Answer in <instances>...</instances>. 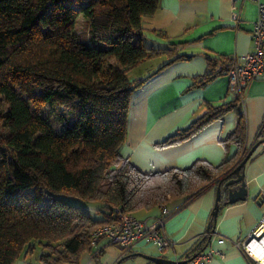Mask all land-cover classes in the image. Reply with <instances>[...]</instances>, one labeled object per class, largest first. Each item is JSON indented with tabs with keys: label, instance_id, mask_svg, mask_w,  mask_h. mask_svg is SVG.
I'll use <instances>...</instances> for the list:
<instances>
[{
	"label": "trees",
	"instance_id": "16d2710c",
	"mask_svg": "<svg viewBox=\"0 0 264 264\" xmlns=\"http://www.w3.org/2000/svg\"><path fill=\"white\" fill-rule=\"evenodd\" d=\"M159 1L0 0V96L7 104L0 109V264L37 246L43 264L77 263L90 249L91 232L116 218L115 208L133 214L195 196L246 155V121L237 100L208 105L157 144L188 139L234 110L235 126L220 142L235 143L238 153L218 165L197 159L186 168L146 173L120 155L132 92L147 78L131 82L126 74L167 53L147 46L143 36L142 17L153 14ZM79 15L82 37L75 28ZM216 63L207 57V71L192 86L221 72ZM68 197L102 201L103 218ZM207 242L208 235L197 241Z\"/></svg>",
	"mask_w": 264,
	"mask_h": 264
},
{
	"label": "crops",
	"instance_id": "0c3cea01",
	"mask_svg": "<svg viewBox=\"0 0 264 264\" xmlns=\"http://www.w3.org/2000/svg\"><path fill=\"white\" fill-rule=\"evenodd\" d=\"M260 4L264 0H160L153 14L142 17L146 45L155 50L167 49V53L141 62L126 74L131 82L147 78L132 92L126 138L119 146L122 157L148 173L171 167L186 168L197 159L218 165L236 156L235 143L224 147L220 142L235 126L234 110L188 139L157 145L188 127L208 105L235 100L246 121L245 145L250 148L256 142L258 131L264 125V74L251 81L240 94L230 85L224 69L232 57L253 50L251 32ZM171 54L185 57L172 60ZM207 57L217 61L214 70L221 69V72L203 86H192L193 80L207 71ZM242 172L246 198L221 204L209 228L215 185L166 205L171 213L164 222V230L174 241L169 251L160 253L144 241L122 250L101 239L83 251L77 263L66 264H155L144 255L184 260L210 249H220L222 255L214 254L204 264H264V258L257 263L240 247L264 220V141L246 161ZM90 203L103 205L102 201ZM87 204L85 208L91 213L94 207ZM97 210V219L103 218V209ZM159 212L160 208L154 207L133 214L146 218ZM212 225L210 239L208 236V242L199 245L197 241L210 233ZM220 238L224 239L223 243L218 242ZM40 251L37 246L31 253L22 252L12 264H43L39 260Z\"/></svg>",
	"mask_w": 264,
	"mask_h": 264
},
{
	"label": "built area",
	"instance_id": "2783aa9c",
	"mask_svg": "<svg viewBox=\"0 0 264 264\" xmlns=\"http://www.w3.org/2000/svg\"><path fill=\"white\" fill-rule=\"evenodd\" d=\"M233 18L236 19L235 14ZM251 37L253 50L232 57L226 70L230 85L240 94L251 81L264 74V4L258 6V16L254 22ZM115 212L116 218L113 221L100 225L91 232L90 247L97 245L101 239H105L107 244L116 245L122 250L132 248L139 241L151 243L160 253L172 249L174 241L164 230V222L171 213L167 206L160 207L159 214L146 218L123 213L118 208H115ZM262 226H264V220L240 246L243 252L255 258L257 263H261L262 259L255 255V251L258 249L264 251V231L258 233V229ZM223 241V238L218 239L219 243ZM214 254L222 255V252L220 249L201 251L184 260L175 259V264H204Z\"/></svg>",
	"mask_w": 264,
	"mask_h": 264
},
{
	"label": "water",
	"instance_id": "95a60500",
	"mask_svg": "<svg viewBox=\"0 0 264 264\" xmlns=\"http://www.w3.org/2000/svg\"><path fill=\"white\" fill-rule=\"evenodd\" d=\"M263 141L264 139L256 141L250 148H248V151L243 159L231 167L229 174L225 178H222L216 184L211 185H215L216 195L213 209L210 212V218L207 224V228H209L211 221L215 222L221 204L233 203L238 200H244L246 198L247 187L244 179V174L242 172V167L252 155L254 150L258 147V145ZM213 231L214 227L212 225L210 233L208 234L209 239ZM144 256L147 259L153 261L155 264H175L176 262L175 260L165 259L157 256Z\"/></svg>",
	"mask_w": 264,
	"mask_h": 264
},
{
	"label": "rangeland",
	"instance_id": "374dc122",
	"mask_svg": "<svg viewBox=\"0 0 264 264\" xmlns=\"http://www.w3.org/2000/svg\"><path fill=\"white\" fill-rule=\"evenodd\" d=\"M76 31L78 33V35L80 37L86 35L85 33V22H84V19L81 15H79L78 17V20H77V23H76ZM7 108V104L4 102L2 96H0V109L1 110H4ZM48 117L51 119V121L53 122L54 121V117L52 114H49ZM54 126H57L59 127V124L58 122L54 121ZM5 132V129L3 128V126L1 125L0 123V136H2ZM45 200H47V197L44 198ZM68 201H70L71 203L73 204H77V205H80L82 207H85L86 203L81 201V200H78L77 198H73V197H68L66 198ZM87 205H91L92 207H94V210L90 213L94 218H98L97 215H99V213L97 212V208L99 209L100 208V205H98L97 203H90L87 204ZM38 248H36L37 250Z\"/></svg>",
	"mask_w": 264,
	"mask_h": 264
},
{
	"label": "bare ground",
	"instance_id": "6f19581e",
	"mask_svg": "<svg viewBox=\"0 0 264 264\" xmlns=\"http://www.w3.org/2000/svg\"><path fill=\"white\" fill-rule=\"evenodd\" d=\"M263 231H264V226H262V227H260L258 229V233H261ZM255 255L258 256V257H260L262 259V258H264V251L261 250V249H258V250L255 251Z\"/></svg>",
	"mask_w": 264,
	"mask_h": 264
}]
</instances>
